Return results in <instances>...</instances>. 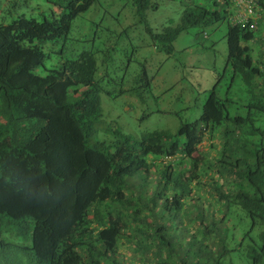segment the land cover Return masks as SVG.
<instances>
[{
  "label": "trees",
  "instance_id": "obj_1",
  "mask_svg": "<svg viewBox=\"0 0 264 264\" xmlns=\"http://www.w3.org/2000/svg\"><path fill=\"white\" fill-rule=\"evenodd\" d=\"M44 2L43 21L0 25V264H264V0L245 15L235 0L105 3L138 24L178 3L176 19L146 28L169 57L182 34L228 25L226 67L200 118L141 138L108 121L102 93L171 90L156 94L135 48L119 59L106 30L100 54L73 52L84 43L74 22L99 0ZM30 233V246L15 242Z\"/></svg>",
  "mask_w": 264,
  "mask_h": 264
},
{
  "label": "rangeland",
  "instance_id": "obj_2",
  "mask_svg": "<svg viewBox=\"0 0 264 264\" xmlns=\"http://www.w3.org/2000/svg\"><path fill=\"white\" fill-rule=\"evenodd\" d=\"M107 1L111 0H99L104 8H101L99 12L91 10L74 22L71 37L84 43L72 41L73 52L87 48L94 49L100 54L101 42L108 36L105 34L106 30L107 34H110L107 40L110 39L109 42L111 41L112 46H115V56L119 59L126 54L127 46L131 49L135 48L137 53L134 64L140 63L148 67L154 79L153 86L156 94L171 90L159 99L148 101L141 99L142 97L136 92L118 93L117 96L102 93V108L108 121L110 123L115 121L122 132L139 138L154 131H176L180 126V119L186 122L197 121L210 91L215 87L217 77L226 67L227 23L223 22L214 31H207L208 36L196 31L182 34L175 42V54L169 57L165 52L156 50L151 38L147 35L146 28L149 24L151 28L158 30L164 24L176 19L178 3L168 2L158 13L147 14L146 21L140 18V24H138L139 19L125 12L126 8L121 10L120 2H117L119 13L111 14L105 4ZM247 1L249 0H235L237 6L241 7L243 15L247 11L249 4ZM5 2L3 6L0 2V25H9L20 15L42 20L50 11V5L43 3V0H19L13 6L8 5L7 9L5 5L8 3ZM106 11H108L107 14ZM93 21L101 23V28L94 25ZM127 28L130 29L126 30ZM53 48L55 46L47 44L44 46V51L49 55L53 53ZM57 62V57L52 55V58L46 61V66L51 68ZM42 71L41 69L40 72ZM133 74L140 75V69L135 66ZM111 89L115 87H110L108 90ZM124 90H130V87L126 86ZM103 137L104 134L99 132L94 140H101ZM31 233L29 236L26 235L27 238L17 235L15 242L30 246ZM124 252L128 257L132 256L131 251Z\"/></svg>",
  "mask_w": 264,
  "mask_h": 264
}]
</instances>
